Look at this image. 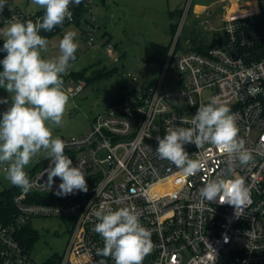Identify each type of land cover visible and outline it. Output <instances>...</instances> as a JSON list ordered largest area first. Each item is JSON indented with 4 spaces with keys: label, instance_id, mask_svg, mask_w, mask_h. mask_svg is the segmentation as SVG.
I'll return each instance as SVG.
<instances>
[{
    "label": "built area",
    "instance_id": "1",
    "mask_svg": "<svg viewBox=\"0 0 264 264\" xmlns=\"http://www.w3.org/2000/svg\"><path fill=\"white\" fill-rule=\"evenodd\" d=\"M70 11L72 19L66 18L63 25L77 20L72 4ZM12 17L27 21V14L7 9L0 21L6 23ZM42 17L35 16L33 22H42ZM220 30L223 37L206 52L177 55L175 44L156 86L141 92L131 89L134 92L127 98L99 112L83 136L62 139L73 166L82 165L87 192L57 196L62 181L55 177L51 189L45 186L51 163L46 159L28 175L33 187L28 192L19 188L10 197L13 214L3 213L7 197H0V264H35L19 231L31 216L38 215L73 219L63 255L47 264H115L111 257L96 254L97 248H103V238L94 231L98 222L94 212L101 204L114 210L134 207L140 214L154 244L143 264H264V91L254 96L247 91L250 86L264 90V8L228 14ZM108 49L112 53L111 45ZM169 71L179 90L164 89ZM249 71L259 78L248 79ZM69 80L74 87L67 91L74 97L85 85L81 79ZM213 97L236 114L239 136L253 160L243 166L237 162L229 172L227 157L214 146L198 149L187 144L185 150L193 159L208 163L205 170L185 177L158 157L156 137L163 138L170 126L191 127L181 119L190 121L199 105ZM239 177L250 195L242 208L221 204L219 198L203 201L199 196L208 180Z\"/></svg>",
    "mask_w": 264,
    "mask_h": 264
},
{
    "label": "clouds",
    "instance_id": "2",
    "mask_svg": "<svg viewBox=\"0 0 264 264\" xmlns=\"http://www.w3.org/2000/svg\"><path fill=\"white\" fill-rule=\"evenodd\" d=\"M79 5L82 0H32L44 9L41 20L22 22L16 17L6 21L0 29L6 53L0 64V88L11 95V104L0 119V164L6 165V179L16 187L28 192L34 182L29 179L25 168L42 150L51 163L46 169L49 189L54 178L62 181L57 196H67L74 191H88L86 176L82 165L73 166V161L65 154L67 144L59 137H53V127L62 126L63 117L69 103V95L64 90L63 75L67 73L69 62L75 61L78 43L77 33L65 31L59 41L60 55L55 59H45L48 40L40 31L51 32L63 25L65 19H72L70 4ZM8 0H0V18ZM259 77L252 71L248 79ZM250 95H256L260 87L250 86ZM7 98H0V104H8ZM191 127L170 126L163 138L157 136L158 157L169 161L185 176H193L205 170L207 161L193 159L185 150V145L194 144L203 148L206 144L214 146L227 157L228 171L232 172L237 162L247 165L253 160L251 150L245 147L246 141L239 136L236 114L218 98H211L207 104H200L190 121ZM135 193H133L134 195ZM203 201L212 202L219 198L221 204L227 203L242 208L249 202V189L243 177L212 179L199 189ZM97 223L94 231L103 238V248L96 254L111 257L115 264H143L153 249L152 232L140 222V214L134 207H120L114 210L101 204L94 212ZM104 264V261H101Z\"/></svg>",
    "mask_w": 264,
    "mask_h": 264
},
{
    "label": "rangeland",
    "instance_id": "3",
    "mask_svg": "<svg viewBox=\"0 0 264 264\" xmlns=\"http://www.w3.org/2000/svg\"><path fill=\"white\" fill-rule=\"evenodd\" d=\"M238 1L239 4L234 6V13H248L254 8H264V0ZM231 2L232 0H88L80 19L66 24L52 36L45 37L48 40V50L42 52L45 59H55L60 55L59 41L65 31H75L78 43L76 59L69 62L65 74L68 79L63 85L70 97L69 103L62 126L52 129L53 137L63 139L83 136L93 118L118 100L124 85L128 89L135 88L138 92L156 86L164 65L146 59L145 48L149 43L159 42L170 46V53L179 41L177 55L192 49L191 39L195 36L200 42L205 40L206 43H217L223 37L219 29L225 5ZM196 3L210 7L208 17L205 18L207 20L191 21L189 10ZM5 8L16 14H34L43 9L33 4L32 0H8ZM176 11L179 13L172 16ZM176 23L178 27L174 29L173 25ZM0 24V29L6 27V23L0 21ZM3 39L5 38L0 34L2 42ZM110 45L112 53L108 49ZM76 73L80 74L78 79L73 78ZM69 79H81L85 85L74 97L67 91L74 87ZM164 89H180L171 71L165 78ZM11 95L0 88V98L9 100L8 104H0V119L11 104ZM45 161L46 153L42 150L26 166L28 175L38 170ZM4 166L6 165L0 164V191H14L17 187L5 178L6 170L2 169ZM72 225L73 219L69 216H31L25 227L27 235L33 236V240H29L30 244H27L33 262L46 264L52 259L58 260L71 237Z\"/></svg>",
    "mask_w": 264,
    "mask_h": 264
},
{
    "label": "trees",
    "instance_id": "4",
    "mask_svg": "<svg viewBox=\"0 0 264 264\" xmlns=\"http://www.w3.org/2000/svg\"><path fill=\"white\" fill-rule=\"evenodd\" d=\"M87 2H88V0H82V2L79 5H75L74 2L72 3V5L75 8V14H76L77 20L80 19V17L82 16ZM178 13H179V11H176V12L172 13V16L177 15ZM180 13H182V12H180ZM41 14H44V9H42V10H40L34 14H27L26 20H32L33 21L35 16L41 15ZM177 24L178 23L173 25L174 29H176V27H178ZM65 25L57 26L51 32H46V31L42 30L40 35L43 37L52 36L54 33L61 31L65 27ZM3 43L4 42H2V40H0V49H2ZM191 43L193 44L191 50L200 51V52H206L212 45H214V44L206 43L205 40H201V42H200V40L199 41L197 40L196 36L191 39ZM178 45H179V41L177 43L176 50L178 48ZM169 50H170V46L161 44L159 42H151L145 48V57L149 61H158V62L163 63V65H164V63L167 60ZM5 55H6L5 52L0 51V61L3 60ZM2 69H3V66H2V64H0V71H2ZM79 75H80L79 73H76L75 77H73V78L78 79ZM67 79H68V75H63V80L66 81ZM133 92H134L133 90L128 89L124 85L122 87L120 97L118 98V100H123V99L127 98ZM18 190H19V187H17V189L14 191L6 190V189L0 191V197L1 198L7 197V202L5 201L6 206L3 208V213L7 214V216H8V214H13L15 212V207H14V204H13L12 200L10 199V197L15 192H17ZM19 236L26 243V245L30 244L29 240H31V241L33 240V236L27 235L25 226H23L21 228V230L19 231ZM27 247H29V246H27ZM49 262L55 263L56 259H52Z\"/></svg>",
    "mask_w": 264,
    "mask_h": 264
},
{
    "label": "crops",
    "instance_id": "5",
    "mask_svg": "<svg viewBox=\"0 0 264 264\" xmlns=\"http://www.w3.org/2000/svg\"><path fill=\"white\" fill-rule=\"evenodd\" d=\"M239 4L238 0H232L231 4L225 5V13L222 17V25H223V20L228 14H232L235 12L234 6H237ZM210 12V7H206L205 5H201L199 3H196L194 6H192L189 10V15L191 17V21L194 23L196 21L205 19L208 17L207 15ZM207 20V19H205ZM204 20H202L203 22ZM221 25V27H222ZM221 29V28H220ZM219 29V30H220Z\"/></svg>",
    "mask_w": 264,
    "mask_h": 264
}]
</instances>
